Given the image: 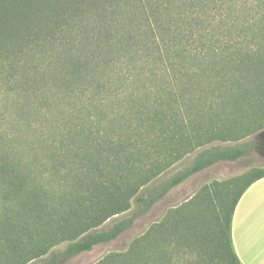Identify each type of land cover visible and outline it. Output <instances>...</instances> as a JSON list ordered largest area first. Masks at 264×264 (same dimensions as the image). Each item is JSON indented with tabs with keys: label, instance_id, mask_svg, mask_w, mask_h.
Here are the masks:
<instances>
[{
	"label": "trees",
	"instance_id": "16d2710c",
	"mask_svg": "<svg viewBox=\"0 0 264 264\" xmlns=\"http://www.w3.org/2000/svg\"><path fill=\"white\" fill-rule=\"evenodd\" d=\"M0 91L43 118L27 159L0 143V264L66 242L41 263L58 264L116 239L191 175L251 152L237 141L264 127V0H0ZM62 101L68 116L49 117ZM108 121L118 130H100ZM261 177L202 186L101 263L172 264L173 249L177 264H242L231 219ZM132 200L129 217L99 229Z\"/></svg>",
	"mask_w": 264,
	"mask_h": 264
},
{
	"label": "rangeland",
	"instance_id": "374dc122",
	"mask_svg": "<svg viewBox=\"0 0 264 264\" xmlns=\"http://www.w3.org/2000/svg\"><path fill=\"white\" fill-rule=\"evenodd\" d=\"M54 95L56 90H54ZM16 96L6 97L0 91V143L4 145L10 144L15 153L22 158L27 159L32 152L27 150L32 146L38 148L35 142L40 138L38 128H41L43 118L34 110L21 111L20 107L13 103ZM5 98V99H4ZM67 105L66 102L60 103V106H54L51 108V112L48 114L51 118L61 117L65 119L68 113L63 111V106ZM28 117V118H27ZM119 123L117 121L104 122L99 125L100 130L109 134L113 130H118ZM40 130V129H39ZM9 132L10 135L4 134ZM58 136H56L57 138ZM237 142H250L252 144V150L248 155L241 157L238 160L233 161H219L193 175L188 177L185 181L174 187L170 192L161 200H159L154 206L143 216L135 219L134 223L121 233L116 239L94 246L91 250L82 252L72 258L61 257L58 264H102V259L109 253L122 252L127 249L129 243L136 237L144 233L147 228L159 222L163 216L170 210L177 208L179 205L184 204L187 200L194 197L202 186L211 183L220 184L226 182L231 178L240 176L253 169L264 168V127L254 131L246 138L240 139ZM213 145H228L235 144L232 140H220L214 139L210 142ZM191 152L188 156L184 157L180 164L190 161L192 155ZM39 156L40 153H38ZM178 167V166H176ZM39 172L36 170L35 172ZM135 208V202L132 200L131 208L127 211L109 218L105 221L99 229H105L113 222L125 217H129ZM66 242L59 243L54 246L48 254H45L41 258L34 259L26 264H41L49 257V254L58 253L64 249ZM171 243V248H173ZM173 257L172 264H177L178 251L176 253L169 250ZM182 254V252H180ZM181 258V255L179 256Z\"/></svg>",
	"mask_w": 264,
	"mask_h": 264
},
{
	"label": "crops",
	"instance_id": "0c3cea01",
	"mask_svg": "<svg viewBox=\"0 0 264 264\" xmlns=\"http://www.w3.org/2000/svg\"><path fill=\"white\" fill-rule=\"evenodd\" d=\"M231 239L242 264H264V177L250 183L238 199Z\"/></svg>",
	"mask_w": 264,
	"mask_h": 264
}]
</instances>
